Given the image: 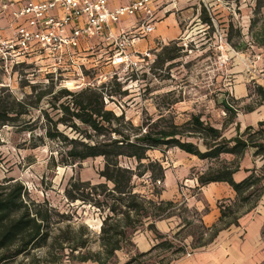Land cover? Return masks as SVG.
Returning <instances> with one entry per match:
<instances>
[{
    "label": "trees",
    "instance_id": "obj_1",
    "mask_svg": "<svg viewBox=\"0 0 264 264\" xmlns=\"http://www.w3.org/2000/svg\"><path fill=\"white\" fill-rule=\"evenodd\" d=\"M228 1L238 4L240 0ZM262 10L264 0H254L253 16ZM257 21L251 20V38L255 46L264 49V22L253 32ZM200 22L212 30L211 19L204 9ZM233 31L230 24L226 42L238 49L232 44ZM235 32L239 35L238 30ZM171 45L175 47L176 43L162 48L163 62L180 56L182 48H175L176 53L171 54ZM29 66L21 64L15 71ZM30 89V94L18 99L8 88H0V130L7 126L29 133L31 149L44 145L45 141L55 144L60 159L54 162L56 165L102 158L103 167L98 176L103 182L70 180L64 190L70 203L78 202L99 213L101 226L95 239L98 250L89 248L93 238L86 226L74 228L66 224L62 228L61 224L70 218L47 201L32 200L25 187L11 179L0 184V264H38L39 261L60 264L64 260L73 264H111L120 251L128 255L123 264H156V258L162 253L174 258L161 264H171L178 256L186 255L187 246L191 250L205 248L221 231L237 227L240 218L264 200V120L257 122L255 127L247 126L242 132L237 127L235 136L226 138L223 128L218 129L202 120L200 114H191L187 121L176 124L173 117H166L161 111L157 119L148 116L134 125L123 111L116 114L107 108L118 94L126 95L119 93L120 84L115 81L74 90L55 89L53 84L43 88L30 86ZM256 94L260 101L257 107H264V89L257 86ZM43 100L46 109L40 106ZM220 103L231 118L235 117L236 108L225 100ZM34 110L39 112L41 119H22ZM254 110L248 107L245 112ZM162 148H176L198 160L216 162L197 176L200 188L211 183H225L234 192L233 199L217 201L219 217L215 224L205 226L201 213L188 208L185 202L160 199L163 189L157 185L164 182L165 169L159 161L150 158L149 152ZM250 150L253 161L262 164L259 168L244 170L247 175L235 181L233 176L240 171V162ZM221 156H229L232 160H220ZM52 160L55 161L53 157ZM123 161H132L134 166H124ZM145 175L154 189L150 198L135 192V180ZM172 218L178 220L176 232L161 234L156 230L155 222ZM144 229L154 235L155 244L148 251L140 252L133 239ZM261 235L264 239V225ZM187 239H190L189 245L183 244ZM40 249L45 253L37 258L32 252ZM21 257L29 259L28 263L18 261Z\"/></svg>",
    "mask_w": 264,
    "mask_h": 264
},
{
    "label": "rangeland",
    "instance_id": "obj_2",
    "mask_svg": "<svg viewBox=\"0 0 264 264\" xmlns=\"http://www.w3.org/2000/svg\"><path fill=\"white\" fill-rule=\"evenodd\" d=\"M198 3H200V10L196 17L194 10L180 17H177V13L167 14V19L173 17L178 22L181 29L180 37L171 41L166 40V42L156 41L154 48L143 50L145 55L139 58L140 63L136 68L125 69L112 66L105 60L107 54L105 48L99 46L71 60L61 58L60 61L54 62L47 57L28 60L25 64L30 66L20 69L17 77H3L0 74V88L10 84L11 93L16 98L22 99L30 94V86L43 88L53 84L55 89L64 86L74 90L80 86H99L115 81L120 84L119 93L125 92L126 95L118 94L114 103H109L107 108L116 114L123 111L126 119L131 120L134 125H139L148 116L157 119L161 111L164 112V116L173 117L176 124L184 123L191 114H200L202 120L218 129L223 128V136L234 137L237 127L242 132L247 126H256L255 118L261 117L264 120V107H257L260 101L256 94L257 86L264 89V49L255 46L249 29L252 18L258 20L253 32L263 24L264 10L254 17V0H240L238 4L228 0H207V11L201 2L198 1ZM203 9L211 19L212 30L200 22ZM166 18L156 22L155 27L164 29V35L172 37L175 33L172 25L168 27L164 23ZM123 23L121 21L116 26ZM230 24L234 30L232 44L238 49H234L230 43L226 42V33ZM235 30L239 31V35ZM152 36L153 34L137 41L134 47L137 48L138 44L144 43L146 39L149 41ZM163 37L165 39L166 36ZM89 41L94 43L96 39ZM172 42L176 45L175 47L171 45V54L176 53L175 48L181 47L180 56L171 62H163L162 48L169 46ZM221 100L227 101L236 108L235 117L231 118L224 111ZM175 101L177 103L174 104ZM40 106L46 109V101L43 100ZM248 107H253L255 110L252 113H246L245 109ZM51 116L55 118L53 113ZM37 118L41 119L40 114L34 110L22 119L34 121ZM30 147L29 133L7 126L1 128L0 184L12 179L25 187L32 200L40 203L47 201L52 208L70 218L69 221L61 224L62 228L66 224L74 228L79 225L86 226L93 238L89 248L92 251L98 250L95 239L98 237L101 226L99 213L78 202L70 203L65 198L64 190L70 180L90 181L93 184L103 182V179L98 176V172L103 167L102 158L88 159L67 166L56 165V161L60 159L56 154L55 144L45 141L44 145L36 149ZM199 148L204 150L201 145ZM149 156L152 160L159 161L165 171H170L173 177L172 188L168 187L169 189L166 190L164 182L157 185L166 192L165 195L163 192L161 195L168 197L174 193L176 196L171 200L182 201L185 204V200L190 196L196 195L197 198L200 196L197 187L189 189L190 183L177 177L176 171L191 167L190 176L197 177L205 172L209 165L216 164L214 161L197 163V159L183 155L176 148L154 150L149 152ZM220 160L229 162L232 158L221 156ZM261 164L258 162L259 167ZM122 165L134 166V162L123 161ZM153 190L148 175L135 180L136 193L150 198ZM177 223L178 220L174 222L175 225ZM174 224H171V227H174ZM176 231L174 227V232ZM144 232L147 231L144 229L137 232V235ZM148 233L151 240L147 238V242L151 248L155 244L154 235L149 231ZM189 243L190 239L183 241L185 245ZM135 246L138 251L141 250L138 244L135 243ZM193 252L194 250L187 246L184 257H189L188 254ZM44 253V249L32 252L37 258H42ZM168 254L162 253L157 257L156 264L165 263L170 258ZM127 258L126 252L120 251L111 264H123ZM172 258L174 257L170 259ZM21 260L28 263L29 259L21 257L18 261ZM38 264L45 263L39 261ZM60 264L73 263L64 260Z\"/></svg>",
    "mask_w": 264,
    "mask_h": 264
},
{
    "label": "built area",
    "instance_id": "obj_3",
    "mask_svg": "<svg viewBox=\"0 0 264 264\" xmlns=\"http://www.w3.org/2000/svg\"><path fill=\"white\" fill-rule=\"evenodd\" d=\"M198 1L207 11V0ZM178 3L179 0H0V74L17 77L15 67L28 60H71L99 46L105 48V60L112 66L136 68L145 52L138 51L135 43L154 32L161 7L171 6L176 13ZM125 20L131 21L126 24ZM121 21L124 23L116 26ZM93 38L94 43L89 41ZM3 86L10 90V84Z\"/></svg>",
    "mask_w": 264,
    "mask_h": 264
},
{
    "label": "crops",
    "instance_id": "obj_4",
    "mask_svg": "<svg viewBox=\"0 0 264 264\" xmlns=\"http://www.w3.org/2000/svg\"><path fill=\"white\" fill-rule=\"evenodd\" d=\"M193 10L196 17L200 10V3H198V0H179L178 12H176V15L177 17L186 16ZM169 12L175 13L172 12L171 6L161 7L158 14L161 17L160 20L164 17L166 18ZM130 21L131 20H125V23L128 24ZM164 23H166L168 27L172 25L175 35L167 37V35H164V29L155 27L151 39L149 41L146 39L144 43H139L136 49L141 52L143 50L147 51L154 48L156 41L166 42V40L171 41L180 37L179 34H181V29L178 22L175 21L173 17L166 18ZM163 36H166L165 39ZM255 119V123L262 121L261 117ZM182 153L192 159H197L194 156L184 152ZM251 155V150L245 153L240 162V171L233 176L235 181H240L247 175L244 170H250L254 166L256 168L259 167V161H253ZM192 161L194 163V160ZM198 162L200 163L202 161L197 159V163ZM190 169L191 167H184L176 171L177 177L179 176L190 183L188 185L189 189L197 187V192L200 196L199 198L195 197L196 195L190 196L185 200L186 205L188 208L195 209L201 213L202 222L205 226L210 227L217 222L219 217L216 202L222 199H233L234 192L225 183H211L200 188L197 183V177L195 175L190 176ZM164 175V187L167 190L169 189L168 187H173V177L170 171H165ZM163 193L165 195L166 192L163 191ZM176 194L178 196V193ZM175 196L174 193H171L168 197H163L161 195L160 199L171 200ZM174 222H176L175 218L157 221L155 222V228L161 234H170L174 230V227H176ZM171 224H174V227H171ZM263 225L264 200H262L254 210L242 216L237 227L232 226L221 231L213 243L207 247L196 249L189 257L182 256L171 264H262L264 262V239L261 235ZM147 238L151 240L148 231L140 235L136 234L134 237V243L141 247L140 251L142 252L150 249Z\"/></svg>",
    "mask_w": 264,
    "mask_h": 264
},
{
    "label": "bare ground",
    "instance_id": "obj_5",
    "mask_svg": "<svg viewBox=\"0 0 264 264\" xmlns=\"http://www.w3.org/2000/svg\"><path fill=\"white\" fill-rule=\"evenodd\" d=\"M66 88H68V87H66ZM68 89H70V88H68Z\"/></svg>",
    "mask_w": 264,
    "mask_h": 264
}]
</instances>
